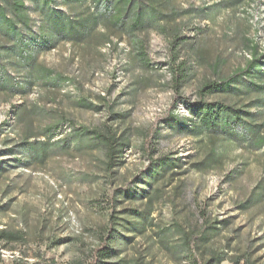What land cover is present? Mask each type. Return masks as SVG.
<instances>
[{"label": "rangeland", "instance_id": "374dc122", "mask_svg": "<svg viewBox=\"0 0 264 264\" xmlns=\"http://www.w3.org/2000/svg\"><path fill=\"white\" fill-rule=\"evenodd\" d=\"M174 3L178 17L150 29L108 40L97 29L41 52L27 95L0 90V264H99L104 246L121 264H264V67L203 99L252 105L259 136L208 131L189 110L203 85L246 67L252 44L264 51V0ZM78 127L125 143L114 166ZM171 155L177 167L160 172Z\"/></svg>", "mask_w": 264, "mask_h": 264}, {"label": "trees", "instance_id": "16d2710c", "mask_svg": "<svg viewBox=\"0 0 264 264\" xmlns=\"http://www.w3.org/2000/svg\"><path fill=\"white\" fill-rule=\"evenodd\" d=\"M178 15L174 0H0V90L16 95L30 93L35 85L39 54L55 48L63 41L82 43L97 29H102V35L107 40L117 33L131 36L150 29L159 22L176 19ZM184 43L186 40L183 37L173 39V61L178 59V49ZM250 51L251 59L244 69L220 82L206 83L199 90L200 98L192 103L189 110L206 130L222 132L224 135L245 130L252 136L260 135L255 127L252 105H240L243 107L241 108L203 100L209 92L233 91L231 86H234L240 73L247 76L262 73L264 51L259 50L255 44L251 45ZM173 67V85L175 92L179 93L186 78V62L180 61ZM44 74L50 72L46 71ZM255 87L262 88L259 85ZM80 105L94 107L85 100ZM169 118L179 126L176 132L182 136L193 132L186 117L180 119L177 115H170ZM89 130L87 127H78L71 128L70 132L77 137V141L86 137L89 138L88 144L102 145L107 162L114 166L125 143L116 141L109 127L97 131L93 136ZM157 133L153 132L152 136L155 137ZM68 139L70 135L58 139L54 147L44 143L39 148L43 154L54 152L57 146H61L59 144ZM25 143L28 148L32 145ZM178 158L174 155L161 157L159 160L163 161V166L160 172L175 169ZM153 165L154 162L150 161V167ZM113 252L114 249L104 246L98 253L101 258L99 264H121L119 261L108 260V253Z\"/></svg>", "mask_w": 264, "mask_h": 264}]
</instances>
